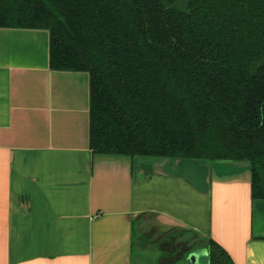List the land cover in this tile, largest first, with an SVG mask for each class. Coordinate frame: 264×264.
Listing matches in <instances>:
<instances>
[{"label":"crops","instance_id":"1","mask_svg":"<svg viewBox=\"0 0 264 264\" xmlns=\"http://www.w3.org/2000/svg\"><path fill=\"white\" fill-rule=\"evenodd\" d=\"M89 110L88 73L50 69L46 30L0 27V264H184L185 230L264 264L245 161L97 154Z\"/></svg>","mask_w":264,"mask_h":264},{"label":"trees","instance_id":"2","mask_svg":"<svg viewBox=\"0 0 264 264\" xmlns=\"http://www.w3.org/2000/svg\"><path fill=\"white\" fill-rule=\"evenodd\" d=\"M0 27L46 30L50 69L88 73L94 153L246 161L264 200V0H0Z\"/></svg>","mask_w":264,"mask_h":264},{"label":"water","instance_id":"3","mask_svg":"<svg viewBox=\"0 0 264 264\" xmlns=\"http://www.w3.org/2000/svg\"><path fill=\"white\" fill-rule=\"evenodd\" d=\"M246 162V161H245ZM250 168L249 162H246ZM208 253L206 249H192L185 256L184 264H209Z\"/></svg>","mask_w":264,"mask_h":264},{"label":"rangeland","instance_id":"4","mask_svg":"<svg viewBox=\"0 0 264 264\" xmlns=\"http://www.w3.org/2000/svg\"><path fill=\"white\" fill-rule=\"evenodd\" d=\"M193 247H194V246L189 247V248H188V251H191Z\"/></svg>","mask_w":264,"mask_h":264}]
</instances>
